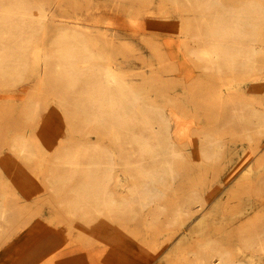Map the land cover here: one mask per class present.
<instances>
[{
	"label": "rangeland",
	"instance_id": "obj_1",
	"mask_svg": "<svg viewBox=\"0 0 264 264\" xmlns=\"http://www.w3.org/2000/svg\"><path fill=\"white\" fill-rule=\"evenodd\" d=\"M23 1L45 17L22 25L31 27L23 67L0 70V264H264V126L235 117L264 112V26L250 70L241 57L203 70L191 54L204 13L247 0L209 9L194 0ZM73 31L135 100L170 117L171 170L144 202L136 190L163 160L140 152L136 104L126 127L81 108L85 86L67 87L56 45ZM14 42L4 35L0 47ZM92 160L107 176L109 205L79 196Z\"/></svg>",
	"mask_w": 264,
	"mask_h": 264
},
{
	"label": "bare ground",
	"instance_id": "obj_2",
	"mask_svg": "<svg viewBox=\"0 0 264 264\" xmlns=\"http://www.w3.org/2000/svg\"><path fill=\"white\" fill-rule=\"evenodd\" d=\"M194 1L208 9L215 4V0ZM46 3L48 4L47 1ZM204 14L201 25L199 28L196 27L195 33L190 36L199 43V49L192 51L191 54L201 68L216 71L220 68L222 61H228L227 65L233 68L236 66L237 58L241 57V67L247 70L252 69L254 54L257 52L254 41L259 26H264V0H247L236 8H218ZM44 17L41 10L33 14L31 6L23 0L0 4V38L7 35L15 40L13 45L0 47L1 71L12 69L13 63L18 68L23 67L27 56L26 47L29 46V43L23 39H28L25 31L31 27L22 25L32 20L40 21ZM56 45L63 62L66 85L72 87L78 80L83 81L85 88L80 96L81 108L85 111L89 110L88 114L94 121L126 127L127 112L130 106L136 104L137 123L142 125L140 132H136V143L140 152L145 153L152 160H163L160 171L148 174L143 186L136 190V200L144 202L155 197L156 183H159L163 175L171 170L168 157L172 152L164 140L170 132V117L159 109L143 105L137 93L135 100L133 93L121 77L98 63L97 60H90L91 58L100 59V56L87 47L76 31L59 34ZM77 62L82 65L78 67ZM83 73H85L84 77ZM259 81L258 77H254L249 82L251 92L254 90L257 94L260 88ZM232 86H234L233 83ZM228 87L230 88L231 85ZM242 109L244 110L237 112L235 117L241 118L246 128L260 129L264 126L262 110L250 107ZM150 137L154 139V142L150 141ZM19 151L29 154V149L24 144L19 146ZM200 151L201 156L206 159L212 158L215 154V148H203ZM101 165L102 163L97 160L89 163L87 181L80 186L78 192L80 197L109 205L112 199L107 190V176L100 175L98 171ZM218 260L217 264H227L222 256H219Z\"/></svg>",
	"mask_w": 264,
	"mask_h": 264
}]
</instances>
